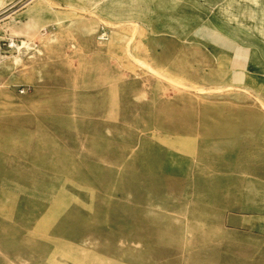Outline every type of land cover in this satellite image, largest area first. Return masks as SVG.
<instances>
[{
    "label": "rangeland",
    "instance_id": "374dc122",
    "mask_svg": "<svg viewBox=\"0 0 264 264\" xmlns=\"http://www.w3.org/2000/svg\"><path fill=\"white\" fill-rule=\"evenodd\" d=\"M112 1L0 8V264H264V23Z\"/></svg>",
    "mask_w": 264,
    "mask_h": 264
},
{
    "label": "crops",
    "instance_id": "0c3cea01",
    "mask_svg": "<svg viewBox=\"0 0 264 264\" xmlns=\"http://www.w3.org/2000/svg\"><path fill=\"white\" fill-rule=\"evenodd\" d=\"M14 0H0V8L4 7L10 3H12ZM186 3V8L188 9V12L190 13H199L201 16L204 14L203 17H207L209 6L212 8V13L215 16H219L222 19L220 21L218 20L217 26L222 25L223 17L225 15V9H224V1L225 0H183ZM231 1V12L230 14H233L234 21L236 20L238 23H242L244 27L251 28L246 22L245 19H248L251 15H257L260 19V23H264V0H260L261 4H256L252 1L248 0H230ZM32 2H35V0H32ZM140 2V0H113L112 4H118V5H124V6H132ZM175 2H179V0H175ZM234 10H238L240 13L245 14H237L234 13ZM40 12V6L37 2L30 5L25 11H23L21 14L14 16L10 19L8 23H6L4 26H2V34H8V36H30L29 30L32 29V27L35 24V20L37 15ZM207 13V14H205ZM229 13V12H228ZM4 13H0V16H2ZM8 18V17H7ZM217 18V17H216ZM3 19L0 20V22ZM239 24V25H240ZM246 25V26H245ZM216 26V27H217ZM218 29V28H217ZM255 32L264 35V26L261 25H255L254 26ZM207 32V30H203V32ZM218 31V30H216ZM243 38L241 41L240 38V32L241 27H232V43L231 46H228L226 44H216L217 46L221 48L228 49L237 65L240 67L244 66L245 64L250 63V48L248 45L244 44H253L255 46V49H257V46L252 43V39L247 34V31L243 28ZM1 39V36H0ZM13 39V37L11 38ZM217 42V41H216ZM228 46V47H227ZM259 58V57H258Z\"/></svg>",
    "mask_w": 264,
    "mask_h": 264
},
{
    "label": "built area",
    "instance_id": "2783aa9c",
    "mask_svg": "<svg viewBox=\"0 0 264 264\" xmlns=\"http://www.w3.org/2000/svg\"><path fill=\"white\" fill-rule=\"evenodd\" d=\"M100 39L106 40L107 39V33L104 28L101 29L100 31ZM17 46V43L15 39H5V40H0V49L2 50L3 47H6L7 49H13Z\"/></svg>",
    "mask_w": 264,
    "mask_h": 264
},
{
    "label": "bare ground",
    "instance_id": "6f19581e",
    "mask_svg": "<svg viewBox=\"0 0 264 264\" xmlns=\"http://www.w3.org/2000/svg\"><path fill=\"white\" fill-rule=\"evenodd\" d=\"M22 44H23L22 46H20V45H19V46H16V47H15V48H16L15 50H20V49H22V48L24 47L25 42L22 41ZM0 53H2V52L0 51Z\"/></svg>",
    "mask_w": 264,
    "mask_h": 264
}]
</instances>
